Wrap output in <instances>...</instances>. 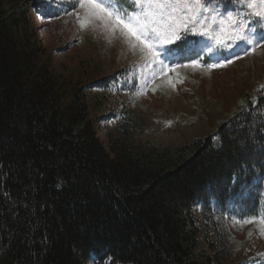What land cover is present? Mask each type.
<instances>
[{
  "label": "trees",
  "instance_id": "16d2710c",
  "mask_svg": "<svg viewBox=\"0 0 264 264\" xmlns=\"http://www.w3.org/2000/svg\"><path fill=\"white\" fill-rule=\"evenodd\" d=\"M31 6L0 0V264L227 261L228 221L264 215V88L183 146L136 143L146 124L124 110L105 147L88 88L53 71Z\"/></svg>",
  "mask_w": 264,
  "mask_h": 264
},
{
  "label": "rangeland",
  "instance_id": "374dc122",
  "mask_svg": "<svg viewBox=\"0 0 264 264\" xmlns=\"http://www.w3.org/2000/svg\"><path fill=\"white\" fill-rule=\"evenodd\" d=\"M30 1L33 7L48 5L53 9L60 8L58 3L65 0ZM125 1L128 8V0ZM83 12L77 7L64 17L38 24L35 23L37 10H32L31 15L44 56H49L53 71L82 86L90 85L87 100L105 147L111 139L119 137L117 121L125 106L140 114L146 123L143 134H132L136 143L183 146L216 133L221 123L245 105L243 92L254 100L257 91L264 87V21L257 22L258 18L250 21L255 26L258 41L254 49L244 42H237L228 49L213 48L211 52L203 43L187 45L193 52L187 51L186 46L174 48L171 58L176 63L191 64L192 59H189L194 57L201 66L178 67L162 75L158 66L145 64L138 53L130 50L119 32L112 34L99 22L82 28L78 17H82ZM187 39L204 40L198 36ZM205 43L211 44L210 41ZM235 52H239V59L233 55ZM225 58L233 62L221 68L209 67ZM165 64L173 66L169 60H165ZM123 70L126 72L118 74ZM109 75H115L116 80L109 88L103 87L101 79ZM124 75L138 82L136 95L127 92ZM229 226L228 260L223 264H264V234L259 225L230 222ZM208 239L206 243L214 242V236ZM258 259L260 261L256 262Z\"/></svg>",
  "mask_w": 264,
  "mask_h": 264
},
{
  "label": "snow or ice",
  "instance_id": "6c2138e0",
  "mask_svg": "<svg viewBox=\"0 0 264 264\" xmlns=\"http://www.w3.org/2000/svg\"><path fill=\"white\" fill-rule=\"evenodd\" d=\"M123 2L75 0L73 8L84 10L83 16L78 17L82 28L99 22L110 33L119 32L130 50L138 53L145 64L158 66L162 75L178 67L201 66L199 59H192L191 64H178L171 58L174 49L168 46L177 41L184 39L185 46L203 43L209 52L213 48L228 49L237 42L254 49L258 41L250 21L253 17L258 18L257 22L264 21V0H128V8L122 7ZM188 36L204 40L190 41ZM186 50L192 51L187 47ZM233 55L240 58L239 52ZM165 60L173 66L168 67ZM232 62L231 58H225L209 67H223ZM244 222L257 223L264 234V215Z\"/></svg>",
  "mask_w": 264,
  "mask_h": 264
},
{
  "label": "bare ground",
  "instance_id": "6f19581e",
  "mask_svg": "<svg viewBox=\"0 0 264 264\" xmlns=\"http://www.w3.org/2000/svg\"><path fill=\"white\" fill-rule=\"evenodd\" d=\"M35 23L38 24V23H39V19H36V20H35Z\"/></svg>",
  "mask_w": 264,
  "mask_h": 264
}]
</instances>
